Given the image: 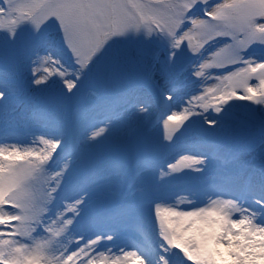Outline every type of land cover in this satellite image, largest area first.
Masks as SVG:
<instances>
[{
    "label": "snow or ice",
    "instance_id": "snow-or-ice-1",
    "mask_svg": "<svg viewBox=\"0 0 264 264\" xmlns=\"http://www.w3.org/2000/svg\"><path fill=\"white\" fill-rule=\"evenodd\" d=\"M0 264H264V0H0Z\"/></svg>",
    "mask_w": 264,
    "mask_h": 264
}]
</instances>
